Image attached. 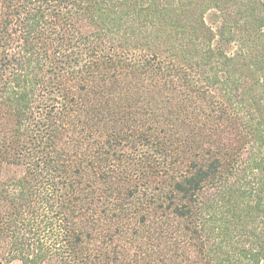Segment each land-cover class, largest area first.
Returning a JSON list of instances; mask_svg holds the SVG:
<instances>
[{
  "label": "trees",
  "instance_id": "obj_1",
  "mask_svg": "<svg viewBox=\"0 0 264 264\" xmlns=\"http://www.w3.org/2000/svg\"><path fill=\"white\" fill-rule=\"evenodd\" d=\"M264 264V0H0V264Z\"/></svg>",
  "mask_w": 264,
  "mask_h": 264
},
{
  "label": "rangeland",
  "instance_id": "obj_2",
  "mask_svg": "<svg viewBox=\"0 0 264 264\" xmlns=\"http://www.w3.org/2000/svg\"><path fill=\"white\" fill-rule=\"evenodd\" d=\"M12 264H20L19 262H17V261H15V262H13Z\"/></svg>",
  "mask_w": 264,
  "mask_h": 264
}]
</instances>
